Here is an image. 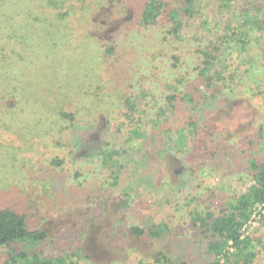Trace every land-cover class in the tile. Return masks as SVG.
<instances>
[{
    "label": "trees",
    "instance_id": "16d2710c",
    "mask_svg": "<svg viewBox=\"0 0 264 264\" xmlns=\"http://www.w3.org/2000/svg\"><path fill=\"white\" fill-rule=\"evenodd\" d=\"M249 1L242 22L231 19L222 29L196 36L198 27L192 29L168 0H140L112 41L98 43L74 29L73 40L64 37L73 14L80 25L83 0H35L40 65L35 100L49 104L47 144L71 149L64 134L80 123L91 125L98 112L107 126L103 149L77 162L71 152L62 157L56 152L47 167L66 166L67 181L76 180L82 194L92 188L89 178L107 168L103 178L112 185V219L127 216L135 203L143 207L120 231L139 252L140 263L190 264L193 251L181 254L174 244L194 248L196 259L203 260L197 264L255 259L244 229L255 208L264 205V157L253 151L264 145V19L247 16L249 7L259 6V0ZM183 4L191 18L193 0ZM5 35L12 38V32ZM80 39L87 49L80 48ZM39 87L54 93L42 94ZM228 173L229 192L222 186ZM47 236L42 228L30 229L25 213L0 206V247L39 245ZM6 255L5 264H73L66 263L67 256L14 248Z\"/></svg>",
    "mask_w": 264,
    "mask_h": 264
},
{
    "label": "rangeland",
    "instance_id": "374dc122",
    "mask_svg": "<svg viewBox=\"0 0 264 264\" xmlns=\"http://www.w3.org/2000/svg\"><path fill=\"white\" fill-rule=\"evenodd\" d=\"M138 1L83 0L80 25L74 24L77 16L73 14V19L66 21L67 35L64 37L73 40L70 33L74 29L91 42L112 41L117 27L129 17L130 6ZM168 2L170 7L179 9L181 17L189 20L192 29L198 27V31H193L195 35L222 29L231 19L242 22L245 18L243 6L248 8L252 4L249 0H226L225 6L220 0H193V16L189 18L184 13L183 0ZM257 4L258 7H249L247 16L256 14L263 20L264 0ZM33 9L35 0H7L0 5V206L9 204L25 213L30 229L42 228L48 236L39 245L20 242L0 247V264H5L6 253L13 248L40 256H67L66 263L71 261L73 264H149L139 262V252L133 250V244L125 243L120 232L123 224L131 225L135 221L138 210L143 207L135 203L126 210L127 216L118 214L112 219L115 211L112 210V185L104 183L103 178L106 167L98 170L93 179L89 178L90 183L93 181L92 188L83 194L76 180L67 181L66 166L53 171L47 167V159L54 157L56 152L60 157L71 152L69 157L77 162L92 150L103 149L107 126L102 124L105 116L98 112L97 119L90 121L91 125L80 123L64 134L62 141L69 143L71 149L57 150L47 144L52 117L46 113L48 103L35 100L40 65L35 61L37 25L32 20ZM218 20L220 24L216 27L214 24ZM63 27L61 24L59 32L64 31ZM10 32L12 38H6L5 34ZM85 42L83 39L78 41L81 49H87ZM14 90L16 95L11 94ZM38 90L45 95L48 91L54 93L51 87L48 90L39 87ZM23 93H27L26 96ZM229 98L222 97L221 100ZM255 147L253 151L264 157V145ZM85 162L90 161L85 159ZM223 179L224 185L220 184L229 192L233 189L228 182L232 174L228 173ZM138 220L142 221V217ZM244 233L250 235L256 254L251 264H264V205L255 208ZM172 248L185 255L193 251L190 264L203 261L196 259L195 249H186L185 244H174Z\"/></svg>",
    "mask_w": 264,
    "mask_h": 264
}]
</instances>
